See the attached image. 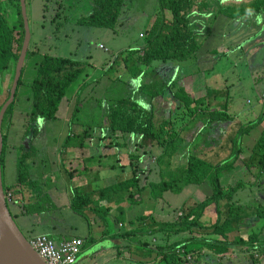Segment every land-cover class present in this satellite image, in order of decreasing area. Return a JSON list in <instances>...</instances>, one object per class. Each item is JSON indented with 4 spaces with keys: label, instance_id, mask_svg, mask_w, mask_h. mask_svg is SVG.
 <instances>
[{
    "label": "trees",
    "instance_id": "1",
    "mask_svg": "<svg viewBox=\"0 0 264 264\" xmlns=\"http://www.w3.org/2000/svg\"><path fill=\"white\" fill-rule=\"evenodd\" d=\"M125 2L126 0H92L89 3L90 13L77 19L75 24L80 27L113 31ZM206 2L207 0H158L156 15L149 21L145 30L144 48L141 52L134 55L131 53L122 59L124 63H127L130 61L127 60L130 55L133 56V63L126 66L129 74L133 78L140 74L141 70L136 64L149 68L155 62L185 63L193 59L200 50L202 42L198 40L191 26L190 15L199 10L200 6ZM263 2L264 0H254L253 3L242 8L241 13H260V11H264ZM165 12L169 14V19L165 18ZM58 19L57 14L53 21L56 22ZM23 38V20L19 0H0V78L8 73L11 77L7 92L0 103V109L9 97ZM36 52V50L28 51L25 60L33 59ZM25 64L24 62L14 101L7 108L1 124V176L5 152L8 148L7 131L10 126V119L17 103L18 90L24 86L21 78L26 67ZM89 66L91 67L88 63L78 62L70 58L42 55L40 60L35 63L33 78L28 86L30 94L28 102L30 104L28 112L25 114L26 123L23 139L28 137L30 142L37 138L41 131L39 123H54L57 120L59 106L65 99L67 92L73 85L79 84L74 96V107L68 120L69 133L62 144V151L59 153L62 162L60 170L68 182L75 177L91 175V170L86 167L84 158H79L81 163H78V166L71 170L64 169L63 166L66 161H69L68 164H72L70 159L67 160L66 158V151L71 148L84 149V142L91 137V131L88 133V128L80 131V133H74L73 125L71 126L77 116L81 94L88 87L84 80ZM168 83L173 88L172 97L177 103L174 110L164 108L163 101L160 102L168 88ZM168 83L158 87L157 84L141 86L133 96L117 99L108 106L102 128L106 137L101 139L102 141H109L104 147L108 151L107 155L103 154L94 158L96 160L95 173L92 172L93 175L89 176V181L84 187H74L69 190L70 210L85 217L89 224L91 219L93 222H100L104 225L105 218L108 217L111 208L107 207L103 210L100 208L99 202L106 198L107 201H110L109 197L111 196L115 199L121 198L122 201L131 205L141 200L143 189L140 188L142 183L140 176L148 170L140 167L142 162L136 155L129 154V162L122 163L116 155L110 153V150L119 147L116 143L117 139L125 136L129 139H136L137 148L143 150L145 155L151 156L149 153L152 149L160 151L156 158V164L161 172V179L156 184L148 185L152 200L162 199L166 193L179 195L187 186H202L206 182L210 185L211 194L199 203L184 202L179 209L181 216L173 222H152L146 231L138 226L135 231L119 235L120 239L131 236L133 242L139 243V247L145 249L150 245L149 242H139L138 236H155L160 233L165 235L161 238L164 245L156 244L154 248L161 264H193L186 260V256H191L192 262H194L201 256L200 250L222 257L232 245L247 246V251L263 250L264 241L260 242L255 234L249 235L245 241L238 236L232 237V235L237 233L238 225L247 217L256 216L264 222V206L257 207L253 211L247 210L245 213L234 208L231 205V200L245 183L237 182L234 186H222L220 175L238 160L240 149L237 140L242 135L247 134L250 129L262 123L264 115L252 125L240 126L238 131L235 128L233 131L231 130L232 133H229L236 135H234V139L225 138L226 141L230 139L225 151L222 150V144L219 149L210 152L208 157L201 158L188 153L185 164L172 170L170 161L173 156L179 154L180 148L186 141L192 145L211 124L226 123L232 118L227 113L228 95L226 90L214 91L212 94L206 92L204 97L193 99L186 94L182 82L170 81ZM137 94L146 96L150 109H146L138 103L135 98ZM156 101H159V106L155 104ZM164 109H168V113ZM156 110H160L161 114L157 115ZM180 113V124L183 125L179 126L177 118ZM23 143L19 148V157L15 165V182L11 187L3 184L4 199L5 192L9 190L12 194L13 203L20 204L25 215L38 216L53 211L54 207L45 194L37 193L32 203H26L24 199L23 189L26 187L33 190L37 184L30 181L28 166V160L35 154L36 150L29 144V149L26 151ZM227 153L229 154L227 155ZM112 156L115 159L113 164L109 162ZM223 157L226 158L223 159ZM241 162L248 171L254 173L253 182H249L250 185L257 183L259 179L264 177V129L250 150L249 157L241 160ZM102 168L120 172L127 171L129 177L116 182L111 187L101 188L98 174ZM210 206L215 209L216 221L205 226L203 224L204 212ZM170 234L177 237L178 240L167 244L163 238H168ZM183 234H186L187 237L179 239ZM177 251H183V253L178 254ZM250 258L257 262L262 260H254L251 255Z\"/></svg>",
    "mask_w": 264,
    "mask_h": 264
},
{
    "label": "crops",
    "instance_id": "2",
    "mask_svg": "<svg viewBox=\"0 0 264 264\" xmlns=\"http://www.w3.org/2000/svg\"><path fill=\"white\" fill-rule=\"evenodd\" d=\"M36 1H38V3L39 1H43L39 4V6L36 5L38 8H35L34 0H25L26 15L27 20L29 21L31 20V17L34 16V11L36 10H39L42 16H45L49 12L46 8L47 0ZM50 1L54 2L53 7H51V11L54 13L53 19L55 16H57V14L59 16V19L56 20V22L53 21V19L52 21L55 24L58 23L57 21H60L58 23L59 25L62 23L65 24L69 21V19L64 18L63 20L65 21L61 22V16H63L62 11L64 10L65 6L70 5V7L72 8H75L76 6L80 7V15H82L80 17H84L90 13L91 9L89 3L92 2V0ZM133 1L134 0H126L125 5L123 6L121 14L119 16L117 25L115 29L111 31L113 34L116 35V37L126 38L130 33H133L135 29L134 25L136 23L135 21L132 23V18L139 15L141 27L137 28V34L138 37L142 39V32H145L147 28V23H149V21L154 17L156 9L152 7L155 6V8H157L158 0H138V4L134 3ZM253 2L254 0H207L205 4H202L203 6H200L201 8L197 10L198 12H193L190 15L191 26L198 40L202 42L200 50L195 54L194 58L190 60L192 63L197 65V68L199 69V71L196 72L197 74H194L196 76V79H202V77L200 78L199 76H203V73L207 72L206 69L203 70V67L206 64L214 63L218 65L222 63V60H227L232 57L245 56V60H249V64L251 65V67H253V83L255 84V86H259L258 91H256L254 101H247V104H252L250 105L249 110H247L246 112H240L239 108L235 107L233 102V97H235L236 95V85L240 82V80H236L238 76H236L235 71H228V73L231 74L232 78L228 81H225V85L223 88H225L228 95L227 113L232 119L231 121H228L226 123L211 124L206 129L204 136H202V139L199 140L198 144L196 145L194 144L197 140H195L192 145H189L186 141V149H188L189 147L192 149V153L190 152L191 155L201 158L205 156L208 157L210 152H214L215 150L220 148V146L225 140L226 135L229 132L232 133L234 128L236 129V131H238V127L240 126L246 127L252 125L256 123L262 115H264V98L261 97V94L264 91V11H260V13L251 12L249 14L241 13L242 8L250 5ZM212 8L216 9V11H211ZM80 17L73 19L72 24L77 26L75 24V21ZM165 18L169 19V15L166 16V13ZM250 29L255 30V36L249 37L246 41L233 40L243 31ZM116 49L119 51L120 55L118 54L117 56L120 60H122L124 57H128V55L123 54L124 49H122V46H117ZM120 50H122L123 52ZM127 60H130L128 61L130 63L133 62V56H130ZM128 62L123 63L127 65ZM210 68H212V65ZM208 71H211V69H209ZM226 72L227 71L223 69L222 73ZM140 73H142V71ZM257 75H262V77H257ZM94 76L91 75L89 77V75L87 74L84 81L89 82L94 79ZM181 79L183 80L180 82H182L181 84L183 85L184 90L186 91L188 86L194 84L193 81L195 80L192 74L184 75V77H182ZM31 81L32 78H30V81L28 83H24V86L22 87L24 89V95L27 93V91H29L28 86ZM78 85L79 84H77L76 90L78 88ZM205 85L203 84V89ZM91 87L92 86L88 87L89 92ZM76 90L72 94L73 97L75 95ZM18 99L14 107V111L19 114L20 112H25L24 109H26V114L29 109V106H26L28 97L25 98V101H23L22 99ZM160 102H162V100H160ZM22 103L24 104V108H22V111H19V107ZM63 103L64 100L59 106L57 118L58 114L61 113L64 109ZM166 105L167 103L164 101L163 106L167 108L168 106ZM81 108L82 107L80 105L78 107L77 114L80 112ZM155 112H160V110H156ZM15 114L13 113L14 117ZM74 123L76 124H73L72 129L76 133H80V131H83L85 128H94L93 123L90 126L87 124V122L85 123L77 119ZM103 125L104 122L102 123L101 128H103ZM263 129L264 120L262 121V123L250 129L247 134L242 135L237 140L240 149L238 160L231 167L225 169V171L222 172L220 175V183L222 186H234L237 182L245 183L243 188H240L235 193V196L239 195V198H241L243 202H250V204L252 205H258L259 201H262L264 203V177L259 179L257 183L250 185L249 182H253L252 176L254 173L252 171H248L243 166L241 160L249 157L250 150L260 137V134ZM94 137L95 136L91 134V137L87 138V141L84 142V149L80 150L77 148H71L66 151L67 160L70 159L72 163H75V167L78 166V163H81L79 158H84L87 164L86 167L91 170V175L95 173L96 168V160L94 158L99 155H103L99 152L100 147L94 144ZM20 140L21 138L16 143H9V148H7L9 153L7 154V156L5 155L9 158H7L6 163V158L4 157V163L2 167V184L7 187H11L15 182V165L17 158L19 157V148L22 144H20ZM100 140L101 139H97L98 142H102ZM45 141H48L46 143V147L42 146V148H40V142L38 147L36 146V144L31 145V147L35 149L36 152L28 160L29 178L31 182H34L37 185L33 190L27 189L25 187L23 189V194L24 196L30 194L31 196L34 194L35 191H37L40 195L45 194L48 196L50 203L54 207L53 211L56 212L61 207L62 209H65L66 211L70 212L74 217H76V219L73 221V223H67V221L61 216H52L51 213H49L53 211L42 213L38 216H28L25 215L24 212L20 214V212H17L15 210L16 217L19 219H33V223L39 221L43 222L44 224H47V230L45 235L49 236L52 239L54 238L55 241L68 240L70 238H77L83 240L84 243L75 264H161L159 261L160 258H158L159 256L156 255V251L154 249L156 247V244H158V235H144L137 237V240L139 242L152 240L153 244L150 243V245L145 249L140 248L139 243L133 242L134 240L132 241L131 236L120 239L119 235L135 231V229L138 228L137 226L144 228V231L148 230L150 224L152 222H158V219L160 218V208H158V206L160 205V201H167L169 204L173 205L175 204L176 197H179L184 192L186 193V190H190L191 192H193L196 186H187L179 195H172L166 193L163 195L162 199L154 201L150 198L148 185L158 183L161 179V172L158 169V175L160 177L158 178L159 180L148 181V177L151 172L149 169H147L148 172L140 176V179L142 181L140 188H142L143 191L141 193V200L139 202H136V204L131 205L126 201H122L121 198H119V202L117 201L119 199H115V197L113 196L109 197L110 201H107L106 198L105 200L99 202L101 209L104 210L107 207L111 208L108 217L105 218V224L103 225L100 222H93L91 219L89 220L91 221L89 224L85 217L79 216L70 210L69 190L74 187H84L89 181L88 178L91 175L87 174L72 178L70 182L66 184L67 181L65 180L64 182L63 179L59 178V174H56V176H54V172L50 173L46 170H39V172H37L38 166L40 167L43 164L41 156L43 157L44 155H46V152L50 151L49 156L51 158L52 152L55 151V148L52 145L53 140L47 137ZM49 141L51 142L49 143ZM108 142L109 141L107 140V144ZM28 149L29 147L25 146V150L27 151ZM183 154L184 155L182 156H179V154L173 156L170 161V168L172 170L180 168L185 164L186 153L183 152ZM228 154L229 153H227V155ZM111 155L114 154L111 153ZM112 157H110V159ZM50 158L48 157L49 162L51 161ZM224 158L226 157H223V159ZM68 162L69 161H66L65 163L68 164ZM182 162H184V164H182ZM98 176L101 181V188H107L111 187L116 182H120L121 180L128 178L129 173L127 171L120 172L118 170H109L107 168H102L101 170H99ZM60 180H62V182H60ZM65 185L68 189L65 188ZM33 196L34 197L31 196L30 199L26 201V203H32V201L35 200L37 195L34 194ZM188 201L199 203L203 201V199L195 200L193 198L187 197L185 201L181 202V205L184 202ZM16 206L17 207L14 208H17L19 211H23V208L20 204ZM18 206H20V208ZM258 206L262 207L261 205ZM168 207L169 206L167 205L166 208ZM210 212H213V218H209ZM204 218L209 219L211 224L216 221V213L213 206H210L205 210ZM118 227L121 228L120 231L117 230ZM31 230L32 229L27 230L30 233L29 236H35L33 234V231ZM252 234L257 235L258 240L260 242L264 241V222L256 216H250L243 219V221L238 225L237 233L233 234L232 237L238 236V238L245 241L247 237ZM186 236V234H184L183 236L181 235L179 239H185ZM176 240H178L177 237H175V241ZM246 249L247 246L243 247L232 245L230 246L228 252L222 257L212 255L205 250H200L201 256L195 259L193 264H248L250 262L252 264H264V259L258 262L253 261L250 258L249 254L244 251ZM206 258L209 259V261H205Z\"/></svg>",
    "mask_w": 264,
    "mask_h": 264
},
{
    "label": "rangeland",
    "instance_id": "3",
    "mask_svg": "<svg viewBox=\"0 0 264 264\" xmlns=\"http://www.w3.org/2000/svg\"><path fill=\"white\" fill-rule=\"evenodd\" d=\"M43 1H36L34 0V6L35 8H38L40 3ZM134 3L138 4V0H134ZM158 4V3H157ZM37 5V6H36ZM54 2H51L50 0H47L46 2V8L48 9V13L45 16L41 15V12L39 10L34 11V16L31 17V20H28V29L30 33V41H29V47L28 51L30 50H36V56L31 60H25V69L23 71V75L21 78L22 84L28 83L30 81V78H33V70L35 63L40 60V57L42 55H49L53 57H61V58H70L72 60L88 63L91 65L87 69V74L89 77L91 75H95L93 80L85 83L89 86H92L89 92V89H87L82 92L81 99L79 106L81 105L80 112L77 114L76 119L81 120L83 122H87L88 125L91 126L93 123L94 128H89L88 133L90 132L95 137L94 144L100 147L99 152L107 155V150L104 149V147L107 146V140L98 142L97 139H102L103 137H106V133L101 128L102 123L104 122V117L107 112L108 106L113 103V101L123 98V97H131L135 94L138 88L141 86H147L150 84L157 83L158 86H162L166 84V82L173 80V81H182V77L187 74H192L194 76V84L191 86H188L187 91L185 90L186 94L191 96L193 99H199L202 98L207 94H212L214 91L217 92L220 90H225L224 85L225 81L231 79V74L228 73L229 70L235 71L236 76L238 78L236 80H240L239 83H237L235 89V97H233V102L235 107L239 108L240 112H246L249 110L250 105L247 104V101L253 102L255 99L256 91H258L259 86H255L252 80V71L253 67L249 64V60H245V56H238V57H232L227 60H222V63L216 65L214 63L212 64H206L203 67V70L206 69L207 72L203 73V76H199L202 79H196V76L194 75L199 69L198 66L192 63L191 61L185 62V63H178V62H167V63H154L151 65L150 68L143 67L142 65L136 64V66L142 71L137 77L133 78L129 72L126 66H129L133 62H128L127 65H125L122 60L119 59L117 56L119 54V51L116 49L117 46H122V49H124L123 54L129 55L132 53L134 55L135 53L141 52L143 47L145 46V32L143 31V38L138 37L137 28L141 27V21L139 19V15L132 18V23L135 21V29L133 33H130L128 37L122 38V37H116L115 34H113L110 30L107 29H97V28H88V27H80L75 26L72 24V20L80 17L81 10L80 7L72 8L70 5L65 6L63 12V16H61V22H64L65 19H69L68 22L65 24H60L57 26V24L60 21H57L58 23L55 24L52 19L54 13L51 11V7H53ZM140 6V4H139ZM5 7V6H4ZM152 8L156 9L155 6ZM211 11H216V9L212 8ZM137 13V12H136ZM166 16L169 15L167 12ZM164 13V16H165ZM61 15V14H60ZM156 15V12L154 16ZM137 20V21H136ZM152 20V19H151ZM148 26V23H147ZM146 26V27H147ZM139 30V29H138ZM256 32L253 29L245 30L241 34H239L237 37H235L234 41H246L249 37L255 36ZM126 36V35H125ZM99 46H102V48H99ZM142 47V48H141ZM103 49H106L107 52L103 51ZM246 51V50H245ZM120 55V54H119ZM131 56V55H130ZM118 57V58H117ZM212 65V68H210ZM198 69V70H197ZM211 69V71H208ZM223 69H225L227 72L222 73ZM197 74V73H196ZM257 77H262V75H257ZM10 73L0 78V103L2 102V99L4 98L7 89L8 84L10 83ZM162 84H161V80ZM154 82V83H152ZM167 82V83H168ZM12 84V83H11ZM203 84L205 85L203 89ZM168 88L164 95L162 96L161 100L167 103L166 106L170 110H174L176 108V101L172 97L173 88L170 86V83H168ZM77 85H73L69 91L67 92L66 98L64 99V105H63V111L58 114V118L54 123H39L40 125V132L37 136V138L33 139L32 141H28V137L23 139V133L25 130V112H20L17 114V112H13L15 114V117L11 116L12 120L10 119V126L7 131V147L9 148V143L13 144L16 143L20 138V144L24 142L25 146H30L33 144H36V146H39V142L41 143L40 148L46 147V138H51L53 140L52 145L55 148V151L52 152V157L50 158V151L46 152V155H44L42 158L43 164L42 166H38L37 172L39 170H46L48 172H54V176L56 174H59V178L63 179L65 182V177L61 173V160L59 153L62 151L63 143L68 135V120L70 118V113L73 110L75 99L72 96L73 92L76 90ZM24 89L22 87L19 88L17 93V99L25 101V98H29L30 94L29 91H27V95L23 94ZM26 92V91H25ZM75 96V95H74ZM138 103H140L143 107L146 109H150V105L148 103V100L146 96L137 94L135 97ZM21 103V102H20ZM19 104V101H18ZM29 102L27 101L26 106H29ZM155 104L159 106V101H156ZM24 104L22 103L19 107V111L23 110ZM165 108V107H164ZM166 113H168V109H164ZM156 114H161L160 112H156ZM65 115V117H64ZM180 116L181 113L178 116L177 123L180 124ZM76 119L73 120L71 126L76 123ZM242 121V120H240ZM89 122V123H88ZM91 129V130H90ZM75 132V131H73ZM76 133V132H75ZM205 131L199 136L196 140V144H198L199 140L202 139V136H204ZM234 135L228 133L226 135L227 138H233ZM225 137V138H226ZM45 139V140H44ZM229 139V140H230ZM229 140H225V142L222 145V150L225 151V149L228 147ZM51 141H49L50 143ZM118 144V148L111 150L110 153L114 154V156H117V159L120 162L127 163L129 162L128 155L132 156H138V158L141 160L142 164H140V167H144L146 169L150 170V175L148 177V181H156L159 180L158 178V166L156 164V158L159 156L160 151L158 149H152V151L149 153L151 156H148L143 154V150H140L137 148V140L136 139H129L127 137H119L116 141ZM99 144V145H98ZM187 145H183L179 150V156L184 155L183 152L188 155L190 152L192 153V149L189 147L188 149ZM188 150V151H187ZM57 151V152H56ZM59 152V153H58ZM9 153L8 149L5 152V155ZM5 156V163L7 158ZM114 156L110 159V163H115ZM48 157L51 159L49 162ZM74 158V157H73ZM47 159V160H46ZM184 164V162H182ZM64 169L71 170L72 168H75V163L70 164H63ZM62 176V177H60ZM62 182V180H60ZM69 182L67 181L66 184ZM101 184V181H100ZM65 188L67 186L65 185ZM68 189V188H67ZM9 191V190H7ZM11 192V191H9ZM38 192L35 191L34 194H37ZM33 194V195H34ZM211 194V188L208 182L204 183L202 186H196V188L191 192L190 190H186V193L184 192L179 197L175 198V204L171 205L167 201H160L158 208H160V218L158 219L157 223H165V222H173L176 220V218L180 214V207L181 202L185 201L187 197L193 198L195 200H205L209 195ZM31 195L32 197H34ZM30 194L27 196H24L25 201H28L30 199ZM63 197V195H62ZM239 195H234L231 200V205L241 211L242 213H245L247 210H255L257 207H260L258 205L264 206V203L262 201H259L258 205H252L249 203L243 202L241 198H239ZM241 200V201H240ZM118 202L120 200H117ZM167 205L169 206L168 208ZM16 204L13 203V205L8 206V210L10 215L12 216L15 224L17 225L20 232L23 234L25 238H29L30 233L27 231L28 229H32L34 235H45L47 230V224H44L43 222H35L33 223V219H26V218H17L15 215V210L17 212H20V214L23 213V211H19ZM20 208V206H18ZM166 208V209H165ZM51 213L52 216L59 215L63 219L67 221V223H73V221L76 219L70 212L66 211L65 209H62L61 207L54 213ZM209 218H213V212L209 213ZM65 221V222H66ZM203 224L205 226H209L211 222L209 219H205L203 221ZM117 225V223H116ZM137 226V225H136ZM138 227V226H137ZM118 231L121 230L120 227L117 229ZM184 235V234H183ZM182 235V236H183ZM165 235H162L161 233L157 236V242L159 245H164V242L162 241V237ZM187 237V236H186ZM54 239V238H53ZM167 244H171L176 242L175 236L169 235L168 238H163ZM149 244H153L152 240H148ZM155 246V245H154ZM196 248V247H193ZM209 259H205V261ZM160 261V259H159ZM195 261V260H194ZM191 263L192 260H191ZM199 264V263H198ZM248 264H252L251 262Z\"/></svg>",
    "mask_w": 264,
    "mask_h": 264
},
{
    "label": "water",
    "instance_id": "4",
    "mask_svg": "<svg viewBox=\"0 0 264 264\" xmlns=\"http://www.w3.org/2000/svg\"><path fill=\"white\" fill-rule=\"evenodd\" d=\"M20 12L23 20L24 38L18 60L14 69V76L9 90L8 100L0 109V158L2 153L1 124L7 108L13 103L21 70L28 52L30 33L26 15L25 0H19ZM0 264H45L30 248L27 239L18 229L9 213L4 199V191L0 166Z\"/></svg>",
    "mask_w": 264,
    "mask_h": 264
},
{
    "label": "built area",
    "instance_id": "5",
    "mask_svg": "<svg viewBox=\"0 0 264 264\" xmlns=\"http://www.w3.org/2000/svg\"><path fill=\"white\" fill-rule=\"evenodd\" d=\"M102 48V46H99ZM103 51L107 52L106 49ZM264 98V91L261 94ZM5 202L8 206L13 205L12 194L5 192ZM181 216V213L178 217ZM30 248L38 255L45 264H75L77 257L83 246V240L70 238L68 240L55 241L47 235H35L27 239ZM257 245V244H256ZM251 255L254 260L264 259V249H256L252 251L244 250ZM182 254L183 251H177ZM187 261H191V256H186Z\"/></svg>",
    "mask_w": 264,
    "mask_h": 264
},
{
    "label": "flooded vegetation",
    "instance_id": "6",
    "mask_svg": "<svg viewBox=\"0 0 264 264\" xmlns=\"http://www.w3.org/2000/svg\"><path fill=\"white\" fill-rule=\"evenodd\" d=\"M26 239H28V238H26Z\"/></svg>",
    "mask_w": 264,
    "mask_h": 264
}]
</instances>
